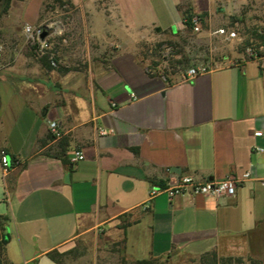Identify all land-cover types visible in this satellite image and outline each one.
Wrapping results in <instances>:
<instances>
[{"label": "crops", "instance_id": "obj_1", "mask_svg": "<svg viewBox=\"0 0 264 264\" xmlns=\"http://www.w3.org/2000/svg\"><path fill=\"white\" fill-rule=\"evenodd\" d=\"M261 1L68 0L93 13L96 28L113 34L121 49L109 63L96 60L84 70L34 63L28 72L37 75L35 84L0 80L7 264H59L57 253L100 241L124 264L173 252L264 264V63L225 56L220 67L168 82L136 52L152 30L177 39L188 15L211 27ZM38 17L30 3L25 22ZM50 121L63 131L56 143ZM74 151L84 159L71 163ZM246 172L230 198L148 199L152 187L183 176L241 180Z\"/></svg>", "mask_w": 264, "mask_h": 264}, {"label": "rangeland", "instance_id": "obj_2", "mask_svg": "<svg viewBox=\"0 0 264 264\" xmlns=\"http://www.w3.org/2000/svg\"><path fill=\"white\" fill-rule=\"evenodd\" d=\"M30 3L37 5L39 10L34 24L24 19ZM1 12L0 4V80L18 85L35 84L39 81L37 75L30 72L41 58L56 59L52 66L59 72L84 70L89 62L96 60L109 63L112 55L121 49L114 43L113 34L96 28L93 13L72 7L68 0H12L9 10ZM27 15H30L29 10ZM25 25L44 28L42 38L27 40L23 35ZM219 28L233 30L236 38L226 40L214 35ZM151 34L150 41L142 39L138 42L136 52L150 73L158 72L168 82L176 80L191 67H220L225 56L229 60L256 57L264 63V2L248 4L229 19L211 27L204 23L199 31H185L175 40L157 36L153 30ZM168 42L172 45H167ZM165 48H169L168 52ZM2 141L0 130V151ZM57 257L59 264H124L115 252L104 249L101 241L87 246L77 245L70 251L57 253ZM210 262V257L202 261L173 252L165 258H151L149 264ZM216 262L226 263L224 260ZM238 263V260L234 262Z\"/></svg>", "mask_w": 264, "mask_h": 264}, {"label": "built area", "instance_id": "obj_3", "mask_svg": "<svg viewBox=\"0 0 264 264\" xmlns=\"http://www.w3.org/2000/svg\"><path fill=\"white\" fill-rule=\"evenodd\" d=\"M190 23L192 25L193 31H199L202 25V20L199 15H193L191 17ZM44 28L35 27L32 25H25L23 27V35L27 40L41 39L44 34ZM214 35L222 37L226 40H233L236 38V33L233 30L227 28H219L213 32ZM168 52L169 48H165ZM208 71L206 66H197L188 68L184 74L185 79H193L199 74L205 73ZM48 129L51 136V143H56L60 141L63 137V131L59 128L56 121H50L48 123ZM105 131H102V134H105ZM255 136H260V132H255ZM262 151V150H260ZM84 159V155L79 151H74L70 158L71 163H76ZM0 162L3 171H7L9 168V163L7 156L4 151H0ZM250 177V173L246 172L243 176V179L237 180L235 178H226L223 180H212L199 182L196 181L192 176H183L176 183L168 184L165 187H152L149 192L148 199L151 200L155 196L165 193L169 199H172L176 195H182L185 193L191 195H200L203 197H212V198H230L234 196L236 192V187L238 184L243 182L245 179Z\"/></svg>", "mask_w": 264, "mask_h": 264}, {"label": "trees", "instance_id": "obj_4", "mask_svg": "<svg viewBox=\"0 0 264 264\" xmlns=\"http://www.w3.org/2000/svg\"><path fill=\"white\" fill-rule=\"evenodd\" d=\"M11 1L12 0H0V4L2 6V12H1L2 14L6 13L9 10L10 5H11ZM192 16L193 15H188V16H186L184 18V23H185L187 32L192 30V25L190 23V20H191ZM200 17H201V20H202V24H204L203 16H200ZM167 45H172V43L168 42ZM160 46H162V44ZM250 58H253V57H250ZM56 61H57L56 59H51L50 60V59H48L46 57L40 59V63L42 65V67L44 69H46V70L54 69L52 64L55 63ZM59 144H58V147H59ZM59 153H60V151H59ZM3 220H4V218L2 216H0V264H7L5 262V259H4V252H5L4 245L6 243V240H5L4 236H3V231H4ZM206 257H210L211 258L210 264H216V256L214 254H209L208 256L206 255V256L202 257V261H204L206 259ZM149 262H150V260H146V261L136 262L135 264H149Z\"/></svg>", "mask_w": 264, "mask_h": 264}]
</instances>
